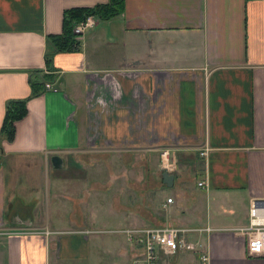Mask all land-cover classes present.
Here are the masks:
<instances>
[{
  "label": "crops",
  "instance_id": "obj_1",
  "mask_svg": "<svg viewBox=\"0 0 264 264\" xmlns=\"http://www.w3.org/2000/svg\"><path fill=\"white\" fill-rule=\"evenodd\" d=\"M105 1L0 0V264H135L123 229L155 224L207 227L163 264H264L239 230L264 198V0H123L57 47L65 9ZM46 52L53 86L31 94ZM132 154L154 169L132 180L113 163Z\"/></svg>",
  "mask_w": 264,
  "mask_h": 264
},
{
  "label": "built area",
  "instance_id": "obj_2",
  "mask_svg": "<svg viewBox=\"0 0 264 264\" xmlns=\"http://www.w3.org/2000/svg\"><path fill=\"white\" fill-rule=\"evenodd\" d=\"M93 24V16L86 15L72 24L71 32L74 39H79L85 29ZM53 80L43 83V90L53 86ZM165 152H162V155ZM165 159L163 156L161 160ZM166 160V159H165ZM198 181L197 184H201ZM169 200V198L167 199ZM203 228L178 227L171 224H155L142 227L124 228L126 238L134 241L141 249V257L135 264H156L161 252L172 253L181 249H194L195 243L188 239L189 231ZM245 236V251L247 255H264V204L257 199L250 200L248 207V224L239 229ZM200 264H207V254L199 253ZM163 264V262H162Z\"/></svg>",
  "mask_w": 264,
  "mask_h": 264
},
{
  "label": "trees",
  "instance_id": "obj_3",
  "mask_svg": "<svg viewBox=\"0 0 264 264\" xmlns=\"http://www.w3.org/2000/svg\"><path fill=\"white\" fill-rule=\"evenodd\" d=\"M122 10L123 0H106L103 3H96L85 8L72 7L65 9L62 16V32L59 36V38L63 40V44L58 43L57 47L61 49L72 48V43H74L73 34L71 32L72 24L83 19L86 15H92L98 19H107L120 13ZM57 38L58 37H55V39ZM43 63L45 71L40 68L28 70L31 75L35 74L33 78L29 80L32 89L31 94L41 92L43 90L42 87L44 81L51 80L53 77L51 73V56H48L47 52L43 55ZM24 101L25 98H13L6 100V110L3 117L2 129L7 133V135L11 134L12 121L21 117L25 113Z\"/></svg>",
  "mask_w": 264,
  "mask_h": 264
},
{
  "label": "rangeland",
  "instance_id": "obj_4",
  "mask_svg": "<svg viewBox=\"0 0 264 264\" xmlns=\"http://www.w3.org/2000/svg\"><path fill=\"white\" fill-rule=\"evenodd\" d=\"M75 159H76V157H75ZM83 159H85V158H83ZM77 160H78V158H77ZM107 160H108V162H107ZM109 160H111L110 157H108V158H93V164H106V163H109ZM153 161H154V158L144 159L143 157H137V155H133V154L126 157V158H113V163L115 165L126 164L129 166V173H124V174H127V176H130L132 180H134V178L137 179V177H140V173L138 170L141 169V167H139V166L145 165L147 167H150L151 169H154ZM80 163L86 164V163H90V161L85 159V161L81 160ZM154 173H155V175H157V171H154ZM154 173H151V174H154ZM121 174L122 173H116V175H119V176H121ZM101 175L102 176H100V179L104 180L105 174L103 173ZM146 175H147L146 181H148V183H151L152 179H153L152 175H150L148 172H146ZM115 180H117V178H115ZM132 184H134V182H132ZM162 186H164V185L162 184ZM163 194H165V193L162 191V196H163ZM148 207H149V205L147 204V208ZM68 209L72 210V207L70 206ZM167 255L168 254H164V253L161 254V258L163 256L162 262H166L165 258L167 257Z\"/></svg>",
  "mask_w": 264,
  "mask_h": 264
},
{
  "label": "water",
  "instance_id": "obj_5",
  "mask_svg": "<svg viewBox=\"0 0 264 264\" xmlns=\"http://www.w3.org/2000/svg\"><path fill=\"white\" fill-rule=\"evenodd\" d=\"M50 160H51V163H52L53 166H58V165L61 164V158L58 155H56V154L51 155L50 156ZM161 176H162V180L164 181V183L166 185H170L171 184L172 177H173L172 173H170V172H168L166 170H163ZM257 200L261 201L264 204V198H259Z\"/></svg>",
  "mask_w": 264,
  "mask_h": 264
}]
</instances>
